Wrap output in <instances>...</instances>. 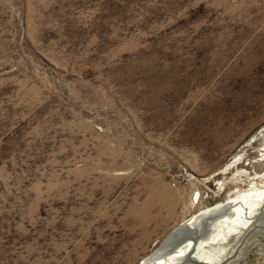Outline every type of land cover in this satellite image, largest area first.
I'll use <instances>...</instances> for the list:
<instances>
[{
  "label": "rangeland",
  "instance_id": "rangeland-1",
  "mask_svg": "<svg viewBox=\"0 0 264 264\" xmlns=\"http://www.w3.org/2000/svg\"><path fill=\"white\" fill-rule=\"evenodd\" d=\"M263 211L264 0H0V264H223Z\"/></svg>",
  "mask_w": 264,
  "mask_h": 264
},
{
  "label": "water",
  "instance_id": "water-1",
  "mask_svg": "<svg viewBox=\"0 0 264 264\" xmlns=\"http://www.w3.org/2000/svg\"><path fill=\"white\" fill-rule=\"evenodd\" d=\"M223 264H264V211Z\"/></svg>",
  "mask_w": 264,
  "mask_h": 264
},
{
  "label": "bare ground",
  "instance_id": "bare-ground-1",
  "mask_svg": "<svg viewBox=\"0 0 264 264\" xmlns=\"http://www.w3.org/2000/svg\"><path fill=\"white\" fill-rule=\"evenodd\" d=\"M211 212H208L205 215H201L200 214V216H198L197 218H194L193 220H191V222L192 223H196V221H198L199 219L205 217L206 215H211V214L214 213L212 210H211ZM191 222H190V224H191ZM176 233H178V232L176 231ZM188 245H189V248H191L192 243L189 242ZM188 245L186 246L185 249L176 250L172 254L167 255V256H166V251H164L165 248L160 249V250L156 251L151 257H149V258L145 259L144 261H142V264H176V263L179 264L181 258L184 259L185 255H186V250H187ZM161 257H163V258H161ZM201 263L207 264L208 261L207 260H202Z\"/></svg>",
  "mask_w": 264,
  "mask_h": 264
}]
</instances>
